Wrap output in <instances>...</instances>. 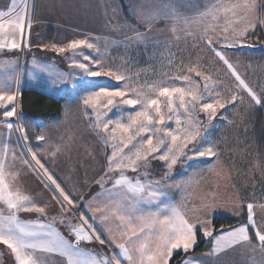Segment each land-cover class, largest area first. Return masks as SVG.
Here are the masks:
<instances>
[{
  "label": "snow or ice",
  "instance_id": "1",
  "mask_svg": "<svg viewBox=\"0 0 264 264\" xmlns=\"http://www.w3.org/2000/svg\"><path fill=\"white\" fill-rule=\"evenodd\" d=\"M189 9L182 11L171 0L137 8L135 18L146 31L134 30L130 39L144 42L162 20L175 41L191 39L207 47L218 65L215 74L201 57L177 63L166 49L169 71L141 82L139 72L130 74L123 65L107 62L99 37L41 46L63 56L68 72L32 56L28 78L45 74L53 95L71 84L88 127L103 146L105 163L95 181L101 190L87 201L63 187L45 163L49 157L55 162L64 146L49 143L44 129L35 133L37 143L32 144L22 117L23 69L17 70L18 58L0 59V245L15 264H55L53 256L62 264H171L180 252L185 254L181 264H215L219 255L237 247L253 253L250 264H264L255 259L257 252L264 257V202L254 193L253 199H245L234 185L227 201L219 197L218 183L197 191L202 164L225 178L220 167L223 141L211 139L209 132L214 121L233 124L226 115L229 107L237 114L241 107H264V85L258 92L226 55L228 49L256 46L249 37L264 29V0H203L202 5L197 0ZM32 24L31 0H11L0 11V53L30 52ZM153 161L160 162L155 175L149 171ZM178 166L193 171L176 178ZM253 167L264 175V162ZM27 173L51 194L49 202L22 189L20 179ZM172 189L181 193L179 200L170 195ZM50 208L56 211L49 219ZM221 209L244 222L217 231L213 215ZM21 213L37 218L22 219ZM198 234L211 238L204 254L210 260L188 255ZM97 243L110 254L89 247Z\"/></svg>",
  "mask_w": 264,
  "mask_h": 264
},
{
  "label": "rangeland",
  "instance_id": "2",
  "mask_svg": "<svg viewBox=\"0 0 264 264\" xmlns=\"http://www.w3.org/2000/svg\"><path fill=\"white\" fill-rule=\"evenodd\" d=\"M156 2L157 0H86L85 3H77L75 5L78 9L76 32L72 39L84 38L85 36L89 38L99 37L97 43L101 52L105 54L107 62L114 66L123 65L130 74L139 72L141 82L145 79H158L164 72L169 71L166 67L167 59L165 58L167 56V51L175 54L177 63L181 60L187 63L190 60L194 61L197 57H201L202 63L207 67L208 71L215 74L218 65L213 64L211 53L208 51L207 47L204 44H197L191 39L187 41L183 39L175 41L162 20L157 22L152 30L147 33V39L144 42L130 39V37L134 35V30L140 32L146 31V27L135 18L137 8L141 6L149 7ZM171 2L180 10L189 11V5L196 3L197 0H171ZM199 3L202 5L203 0H199ZM81 11L85 13L84 25H81V21L84 18V14L82 16L80 14ZM262 30L264 32V29ZM168 41H171V43L166 44ZM258 45L259 44L256 43V46L251 49L246 46L228 49L226 50V55L234 64H237L241 74L259 92L261 85H264V62L257 57L248 56L250 54L264 52V49L260 46L258 47ZM35 57L39 60H43L39 56ZM59 57H61L63 64L61 68L57 69L62 72L70 71L68 62L65 58L63 56ZM31 58L32 56L29 58V61H31ZM20 68L23 69L21 89L30 87L32 89L42 90L46 94L57 98L64 96L68 103L78 102L79 104L78 93L74 91L71 84L62 86L63 91L58 95H53L47 90L49 80L45 74H40L37 80H30L27 75L29 69L26 71V68L21 67L19 64L17 70L19 71ZM227 83L228 81L225 79V84ZM13 87H15V84H13ZM256 108L257 107H241L237 114L229 107V111L226 115L228 120L234 121L233 124H228L227 120L214 121V126L209 132L211 139L223 141L222 150L220 152V167L224 170L225 178L220 179L216 175L207 172V166L202 164L200 167L204 168L205 171L197 191H206L209 187L218 183V195L222 201H227L234 190L232 187L234 185L236 189H239L244 194L245 199H253L254 193L257 201L264 202V175H261L259 169L253 167L254 162L258 160L264 162V157L258 154L249 136L250 120ZM22 117L23 122L29 126V135L33 144L36 142L35 133L38 132V127L42 123L41 119L39 116L26 115L24 113H22ZM14 141L15 136L13 137V142ZM78 142L72 141L71 146L76 149H85L80 148L81 144L78 146ZM80 155L81 152L78 150L77 156ZM159 170L160 162L153 161L149 171L155 175ZM192 171L193 169L187 166H178L176 172L179 175H177L176 178H181L183 175L191 173ZM80 172L79 170L78 174H80ZM129 175L135 174L129 173ZM73 176L75 177L76 174ZM99 176L100 175H98L94 181H96ZM20 185L22 189L26 193L32 195L33 198L46 196V192L39 186V181L31 173L22 175ZM108 185L111 187V184ZM77 188L79 189V194H83L84 200L85 196H88L91 192L97 193L101 190L96 183L92 187L78 185ZM170 195L174 199L179 200L181 193L176 189H172L170 190ZM77 211L75 212L77 213L75 218L79 215ZM257 215H260L259 210H257ZM214 216L235 217L231 212L223 209L215 212L213 217ZM21 218L26 219L22 216V213ZM36 218L37 217H32L28 219L35 220ZM50 218L51 217H49V219ZM41 219L43 220V217H41ZM58 227H62L61 231L66 234V230L62 225H58ZM210 240L211 238H203L202 234H200V237L198 235V242L195 248L203 242H205V244L209 243ZM92 246L95 247V244ZM192 252L188 255L202 257L199 255L194 256ZM184 257L185 254L183 257L178 258H182L181 260H183ZM0 264H15L9 250L3 245H0Z\"/></svg>",
  "mask_w": 264,
  "mask_h": 264
},
{
  "label": "crops",
  "instance_id": "3",
  "mask_svg": "<svg viewBox=\"0 0 264 264\" xmlns=\"http://www.w3.org/2000/svg\"><path fill=\"white\" fill-rule=\"evenodd\" d=\"M86 0H31L32 4V19L33 24L28 39L32 45V49H43L41 46L44 44L46 35L51 32L52 40L49 44L55 42L58 44L66 43L71 40L76 32L77 14L78 9L75 6L77 3H85ZM11 3V0H0V11H6L7 7ZM81 16L84 14V18L81 21V25L85 24V13L80 12ZM48 50V49H47ZM30 51V52H31ZM30 52H8L4 50V53H0V59H19L21 67H25L26 71L29 69V58L33 56ZM6 53V54H5ZM49 54H55L51 50H48ZM56 55V54H55ZM35 56V55H34ZM57 56V55H56ZM59 57V56H58ZM45 62H54L51 58L41 57ZM57 68H61L56 64ZM22 90H36L32 88H24ZM45 93L42 90H37ZM46 94V93H45ZM48 95V94H47ZM50 96V95H48ZM53 98H57L51 96ZM44 129L48 135L49 143L63 145V150L59 153L55 159V162L49 157L45 163L55 173L58 181L69 192H73L77 199L83 194H79L78 185H85V187H92L95 185L94 179L102 174L104 159V149L101 143L98 141L96 135L88 127V121L83 117V113L80 106L77 103H68L67 99L62 105L60 117L50 123H41L38 127V132ZM72 141L78 142L80 148L76 149L71 146ZM37 142H34L35 145ZM43 146V144H41ZM78 150L81 155L77 156ZM79 170L81 171L80 174ZM76 174L74 177L73 175ZM80 177V178H79ZM110 184V183H109ZM39 186L46 192V196L34 198L40 201L42 198L44 202L50 201V193L43 188V185L39 183ZM110 185H107L109 187ZM94 190V189H93ZM95 192H91L88 196H85V201L95 196ZM54 209H49L50 215L55 214ZM79 212V210L77 211ZM77 213H73L75 215ZM22 216L26 219L37 217L35 213H22ZM243 223V222H239ZM236 226H230L234 227ZM62 227H59L61 230ZM229 228V227H225ZM221 229V228H220ZM218 229L217 231H219ZM205 243V242H204ZM208 247L202 250H194L192 255L202 256L205 260H210V257L204 254L211 248V243H208ZM91 248H95L98 252L110 254L106 246H101L98 243L95 247L89 245ZM183 257L184 253L180 252ZM253 257V253L245 248L237 247L230 249L215 259V264H250V260ZM52 259L55 264H62L61 258L53 256ZM182 258L179 259L177 264H181ZM255 259L257 261L264 259L260 253H255Z\"/></svg>",
  "mask_w": 264,
  "mask_h": 264
},
{
  "label": "trees",
  "instance_id": "4",
  "mask_svg": "<svg viewBox=\"0 0 264 264\" xmlns=\"http://www.w3.org/2000/svg\"><path fill=\"white\" fill-rule=\"evenodd\" d=\"M51 40L52 33L49 32L45 37L44 44H49ZM249 40H254L252 41L253 43L259 44L258 47L260 46L262 49H264V32L262 29L257 30L255 35L249 37ZM30 54L39 57L51 58L55 61L56 64L62 67L63 61L61 57H58L55 54H49L47 49L41 50L35 48L32 49ZM248 56L257 57L258 59H262V61L264 62V52L250 54ZM20 100L22 103V113L26 115L39 116L42 123H50L60 117L62 105L66 101V98L64 96L53 98L37 90H22ZM250 121L249 136L258 154L264 157V107L257 106V108L252 113ZM239 222L244 221L239 220L235 217H213V224L217 230L220 229L221 226H223L224 228L230 227ZM198 235L200 237V234ZM208 245V243L205 244L203 242L201 243V245L196 247L195 250H202L205 247H208ZM180 256L181 253L176 254L172 259L171 264H177L178 260L180 259L178 257ZM176 257L178 258V260Z\"/></svg>",
  "mask_w": 264,
  "mask_h": 264
}]
</instances>
